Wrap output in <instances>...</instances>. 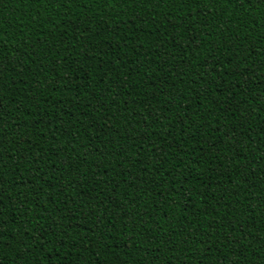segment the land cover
Returning a JSON list of instances; mask_svg holds the SVG:
<instances>
[{
  "label": "trees",
  "instance_id": "trees-1",
  "mask_svg": "<svg viewBox=\"0 0 264 264\" xmlns=\"http://www.w3.org/2000/svg\"><path fill=\"white\" fill-rule=\"evenodd\" d=\"M0 264H264V0H0Z\"/></svg>",
  "mask_w": 264,
  "mask_h": 264
}]
</instances>
